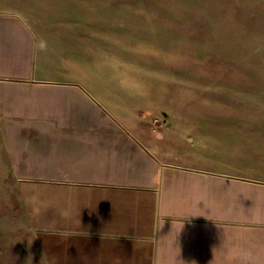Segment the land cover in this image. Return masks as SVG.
Segmentation results:
<instances>
[{"label":"crops","instance_id":"1","mask_svg":"<svg viewBox=\"0 0 264 264\" xmlns=\"http://www.w3.org/2000/svg\"><path fill=\"white\" fill-rule=\"evenodd\" d=\"M2 1L0 187L21 211L0 220L19 223L35 261L264 264V118L228 119L189 149L139 130L155 97L124 79L120 20L91 0ZM224 145L242 155L219 162Z\"/></svg>","mask_w":264,"mask_h":264},{"label":"rangeland","instance_id":"2","mask_svg":"<svg viewBox=\"0 0 264 264\" xmlns=\"http://www.w3.org/2000/svg\"><path fill=\"white\" fill-rule=\"evenodd\" d=\"M91 3L101 19L121 21L124 79L136 94L154 92V108L140 100L132 119L139 130L168 134L172 143L180 135L189 149L207 131L224 133L228 119L237 130H253L258 125L251 118H264V98H258L264 95V0ZM225 145L219 147V162L228 154L242 155V146ZM245 149L257 159V152ZM4 183L0 216L21 211L11 182ZM14 222L0 220V264H44L38 253L35 261L29 236Z\"/></svg>","mask_w":264,"mask_h":264}]
</instances>
